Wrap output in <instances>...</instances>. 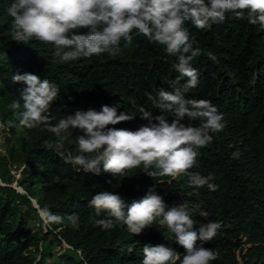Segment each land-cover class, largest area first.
Segmentation results:
<instances>
[{
    "label": "trees",
    "instance_id": "1",
    "mask_svg": "<svg viewBox=\"0 0 264 264\" xmlns=\"http://www.w3.org/2000/svg\"><path fill=\"white\" fill-rule=\"evenodd\" d=\"M10 2L0 0L1 122L18 123L15 113L23 110L10 108L26 87L12 81L17 73L36 74L59 87L60 96L50 108L53 125L76 109L99 111L103 105L136 115L115 126L132 131L149 124L141 118L140 106L153 116L162 114L154 107L157 92L170 90L165 81L179 75L176 58L163 46L134 31L132 43L125 46L122 41L116 55L60 62L50 44L12 39ZM187 28L194 47L202 49L192 61L198 84L187 96L210 100L226 122L223 131L213 134V142L198 150L199 167L191 171L214 174L212 183L218 189L190 186L185 175L151 178L141 168L113 177L101 164L99 174L85 173L65 163L54 147L61 143L65 155L77 154L76 137L83 132L71 130V136L62 133L57 137L44 126L7 128L8 134L0 131V264H47L48 260L49 264H142V249L158 245L183 256L185 250L158 221L139 235L130 233L121 222L109 230L96 224L106 215L97 216L89 207L96 192L119 194L130 206L149 188H155L169 207L186 203L196 221L193 230L211 220L221 224L216 237L196 244L218 253L210 264H264V28L231 14L204 30L190 23ZM81 32L86 34L87 29ZM182 123H189L187 117ZM236 151L240 156L233 158ZM44 207L64 217L63 222L45 224L43 229L38 209ZM200 211L208 217L199 216ZM72 214L80 217L76 225L67 220Z\"/></svg>",
    "mask_w": 264,
    "mask_h": 264
},
{
    "label": "clouds",
    "instance_id": "2",
    "mask_svg": "<svg viewBox=\"0 0 264 264\" xmlns=\"http://www.w3.org/2000/svg\"><path fill=\"white\" fill-rule=\"evenodd\" d=\"M7 13L13 21V40L35 39L50 44L55 48L54 57L60 62L104 53L116 55L122 41L125 46L132 43L135 31L175 57L174 67L179 75L165 81L170 90L160 88L157 92L154 107L162 114L153 116L150 110L140 106V116L149 124L132 131L115 126L133 120L136 115L127 111L118 113L117 106L108 105L101 106L99 111L76 109L74 114L64 116L53 125L50 108L60 96L59 87L36 74H13L12 81L26 87L10 108L22 107L23 110L15 113L18 123L0 122V129L44 126L57 137L62 133L71 136V130L83 132L76 137L77 154L65 155L61 143L54 147L65 163L85 173L99 174L101 164L113 177L141 168L151 178L185 175L190 186L206 185L210 191L218 189V185L212 183L214 174L204 176L191 171L199 167L198 150L211 144L213 134L223 131L226 122L224 114L210 100L187 96L189 89L198 84V71L192 61L202 54L199 46L194 47L195 41L187 25L204 30L214 23L224 22L231 14L235 19H246L249 24L264 28V0H11ZM83 29H87L86 34L81 32ZM146 95L152 99L151 93ZM185 117L188 124L182 123ZM239 156V151L233 153V158ZM89 207L95 209L97 216L106 213L96 221L103 230L121 222L130 233L139 235L158 221L185 250L181 256L164 245L145 246L142 264H210L218 259L213 248L196 244L211 241L221 224L211 220L201 224L198 231L193 230L196 221L188 205L183 202L169 207L155 188H149L130 206L119 194L102 190L93 195ZM38 215L46 225L64 220L47 207L38 209ZM199 216L207 218L208 213L200 211ZM79 219L77 214L67 217L72 225L78 224Z\"/></svg>",
    "mask_w": 264,
    "mask_h": 264
},
{
    "label": "built area",
    "instance_id": "3",
    "mask_svg": "<svg viewBox=\"0 0 264 264\" xmlns=\"http://www.w3.org/2000/svg\"><path fill=\"white\" fill-rule=\"evenodd\" d=\"M1 122V121H0ZM0 131L3 132V134H8V129L7 128H4V129H0ZM18 190V189H17ZM19 192H21V190L19 189L18 190ZM37 209V208H36ZM35 226L39 227V223H36ZM43 229H45V223L43 222V225H42Z\"/></svg>",
    "mask_w": 264,
    "mask_h": 264
},
{
    "label": "rangeland",
    "instance_id": "4",
    "mask_svg": "<svg viewBox=\"0 0 264 264\" xmlns=\"http://www.w3.org/2000/svg\"><path fill=\"white\" fill-rule=\"evenodd\" d=\"M1 151H3V150H1ZM18 190H19V189H18ZM30 223H31V226H32V224L34 223V221H31ZM57 251H59V250L57 249ZM49 263H50V261L48 260V261H47V264H49Z\"/></svg>",
    "mask_w": 264,
    "mask_h": 264
},
{
    "label": "water",
    "instance_id": "5",
    "mask_svg": "<svg viewBox=\"0 0 264 264\" xmlns=\"http://www.w3.org/2000/svg\"><path fill=\"white\" fill-rule=\"evenodd\" d=\"M20 193H22V192H20ZM32 205H33L35 208H37L36 203H35V201H33V200H32Z\"/></svg>",
    "mask_w": 264,
    "mask_h": 264
}]
</instances>
